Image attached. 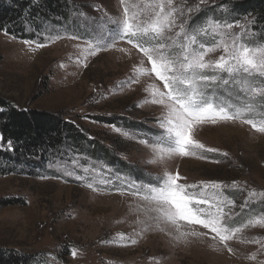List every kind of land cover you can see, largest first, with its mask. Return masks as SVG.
I'll list each match as a JSON object with an SVG mask.
<instances>
[{"label":"rangeland","instance_id":"obj_1","mask_svg":"<svg viewBox=\"0 0 264 264\" xmlns=\"http://www.w3.org/2000/svg\"><path fill=\"white\" fill-rule=\"evenodd\" d=\"M242 1L246 0H207V4L201 5L199 0H187L188 6L200 8L191 23L206 17L204 23L246 24L253 20L251 14L236 16L228 9L232 3ZM183 2L175 0L176 4ZM78 5L81 9L73 13L72 23H48L43 32L28 39L34 42L31 45L0 32V98L21 109L60 115L76 123L107 149L112 156L109 161L124 165L108 167V163H94L77 156L35 170L18 169L13 174L0 175V250L35 255V264H264V228L259 226L237 233L228 242L233 248L231 254L218 250L222 245L210 237L177 240L172 229L141 232L144 225L137 220H144L145 215L137 206H143L142 198L130 194L135 190L109 179L107 172L114 171L118 176L125 169L128 173L136 169L139 179L125 183L121 178L126 186L154 184L165 171L177 170L186 178L181 183L216 181L231 186L236 182L237 187H226L223 196L235 205L229 223L240 226L248 219L264 215V134L239 121L204 125L195 138L219 150L206 154L209 159L176 157L165 163H151V149L139 140H152L146 132L159 131L156 121L162 109L146 102V88L159 82L154 76H141L139 83L127 85L140 58L125 42L88 56L87 67L78 63L76 58L81 53L77 45L83 46V41L93 39L97 32H112L114 26L110 21L122 15L120 0H81ZM203 11L207 14L199 17ZM258 24L247 25L252 35L246 42H264ZM232 31L238 33L240 28ZM57 35L62 38L49 39ZM73 35L80 39L67 38ZM199 39L211 44L218 37L202 35ZM37 43L46 46L36 48ZM121 48L131 51V56L121 52ZM221 54L222 50L217 49L206 59L214 60ZM145 67L150 65L145 62ZM229 91L236 94L235 88ZM225 96L231 98L228 92ZM250 116L264 119V109L257 107ZM135 125L148 131H135ZM92 168L103 172L111 183H95L98 191H93L86 186V180L75 178L95 175ZM67 172L74 175H66ZM194 227L207 232L199 225ZM132 239L137 242L132 244ZM254 240L261 243L250 242ZM253 255L254 260L250 258Z\"/></svg>","mask_w":264,"mask_h":264},{"label":"snow or ice","instance_id":"obj_2","mask_svg":"<svg viewBox=\"0 0 264 264\" xmlns=\"http://www.w3.org/2000/svg\"><path fill=\"white\" fill-rule=\"evenodd\" d=\"M120 4L122 15L110 21L113 31L97 32L93 39L84 40L83 46L78 44L81 55L76 59L87 67L88 56L107 51L119 42H125L136 50L140 62L134 65V75L126 82L127 85L139 83L141 76H154L159 82H153L146 88L149 97L146 102L162 109V115L156 121L159 131L153 134L152 140H139L151 149V163H165L176 157L209 159L206 154L219 150L207 147L195 138L197 130L204 125L239 121L264 134V119L256 120L250 116L257 107L264 109V42H246L252 35L247 25L255 24L254 20L246 24L204 23L205 17L192 24L200 8L199 5L188 6L187 0L181 4H176L175 0H120ZM199 4H207V0H199ZM237 27L240 32H233L232 29ZM202 35L218 39L206 44L199 39ZM60 38L58 35L49 37L53 41ZM67 38L80 39L74 35ZM24 43L31 45L34 42L26 40ZM45 46L43 43L36 44V48ZM217 49H221L223 54L214 60L206 59ZM119 50L131 56V51ZM145 62L150 67H145ZM233 88L236 89L234 96L229 91ZM2 144L3 137L0 136ZM7 147L12 149L10 140ZM83 171L89 173L90 170L84 168ZM91 173L95 175L75 178L86 180V186L93 191H98L95 183H111L103 179L102 172L97 169L92 168ZM66 175L74 173L67 172ZM185 179L178 170L165 171L154 184H128V189H135L130 194L140 196L144 202L143 206H137L145 215L144 220H137L144 225L141 232L152 228L162 232L172 229L177 233V240L210 237L222 245V249L218 250L231 254L233 248L228 242L236 238L237 233L248 227L264 228V215L248 219L240 226L229 223L235 205L225 200L223 192L226 187H237L236 182L231 186L216 181L181 183ZM117 190L124 194L123 190ZM196 225L207 232L196 230ZM121 239H124L122 234ZM130 242L135 244L137 241L132 239ZM250 242L261 243L259 240ZM72 255L76 256L75 250ZM250 258L256 259L255 255Z\"/></svg>","mask_w":264,"mask_h":264},{"label":"trees","instance_id":"obj_3","mask_svg":"<svg viewBox=\"0 0 264 264\" xmlns=\"http://www.w3.org/2000/svg\"><path fill=\"white\" fill-rule=\"evenodd\" d=\"M79 1L81 2V0H0V32H7L23 40L32 39L36 37L37 32H43L48 23L54 25L58 21L63 24L72 23L73 13L81 9ZM228 9L236 16L251 14L264 34V0L235 2L229 5ZM211 12L209 13L214 14V11ZM206 14L203 11L199 17ZM135 128V131L141 133L147 130L141 125H135ZM149 131L146 134L154 138ZM0 136L3 137V144L0 145V175L13 174L18 169L35 170L57 160H73L77 156L87 157L94 163H108V167L117 168L124 165L109 161L112 156L108 155L107 149L76 123L67 121L60 115L21 109L1 98ZM9 140L12 142L11 150L7 147ZM126 171L118 176L116 172L109 171L107 175L116 184L124 185V188L128 189L125 183L128 180L139 179V175L136 169L130 173ZM102 176L107 180L103 172ZM121 178H124L125 183H122ZM35 257L0 250V264H35Z\"/></svg>","mask_w":264,"mask_h":264}]
</instances>
